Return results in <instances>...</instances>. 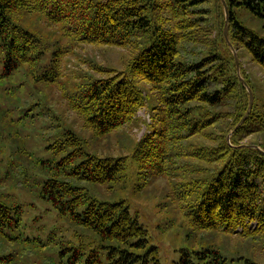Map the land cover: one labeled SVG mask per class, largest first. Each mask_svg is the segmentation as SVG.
Listing matches in <instances>:
<instances>
[{"label":"trees","instance_id":"obj_1","mask_svg":"<svg viewBox=\"0 0 264 264\" xmlns=\"http://www.w3.org/2000/svg\"><path fill=\"white\" fill-rule=\"evenodd\" d=\"M225 3L227 40L221 0H0V264H22L54 249L70 253L61 263L48 259L49 264H159L156 246L127 202L92 197L84 184L119 181L129 158L137 161V177L143 180L138 189L164 175L174 179L178 201H195L190 210L195 233L218 231L256 246L261 242L264 257V153L252 146L264 150V142H243L264 132V95L240 68L253 101L236 127L249 92L230 48L238 57L243 50L264 70V35L236 14L242 7L264 18V0ZM54 34L129 51L123 69L92 64L97 75H83L64 96L95 138L122 129L140 107H148V131L131 156L84 151L82 136L67 124L62 137L47 145L55 152L71 147L63 156L56 161L32 157L21 133L23 120L35 117L28 112L37 104L49 108L45 87L58 82L61 59L69 52ZM50 41L55 47L46 57ZM143 81L150 85L147 91ZM22 85L30 88L27 98ZM1 177L9 181L7 188ZM19 187L33 188L49 211L66 221L70 237L58 228L46 239L28 235L22 220L26 208L13 193ZM221 245L191 256L183 250L178 264L234 259L264 264L238 251L228 259Z\"/></svg>","mask_w":264,"mask_h":264},{"label":"rangeland","instance_id":"obj_2","mask_svg":"<svg viewBox=\"0 0 264 264\" xmlns=\"http://www.w3.org/2000/svg\"><path fill=\"white\" fill-rule=\"evenodd\" d=\"M236 14L243 24L260 35H264V18L253 16L242 7H236ZM54 28L55 26H52L53 30H55ZM54 39H57L58 44L65 46L69 52L61 59V76L58 82L53 83L50 88L45 87L49 104L55 110L50 109V105L48 108L44 103L37 104L31 107L28 112L35 114V117H26L24 118L26 120H23L26 127L21 128V133L26 136L25 145L32 157L56 161L63 156L71 147L55 152L47 145L62 137V132L67 124L82 136L81 147L84 151L113 156H131L135 142L148 131L147 125L151 119L148 107H140L136 116L122 129L107 136L95 138L89 129L83 127L81 118L68 107L67 99L64 96L65 91L80 81L83 75H97L92 64L123 69L129 58V51L118 46L78 44L64 37L60 38L58 34H54ZM46 46L45 54L48 57L55 45L50 41ZM240 52V57L237 56L239 72L242 68L257 86L260 96L264 95V70L250 58V55L243 50ZM240 77L242 76L240 75ZM141 85L145 91L150 87L144 81L141 82ZM23 86L20 88L23 89ZM22 91V96L27 98L30 88L26 87ZM25 107H28V104ZM56 114H59L60 119ZM250 140L264 142V132L245 137L243 142ZM127 164V169L119 181L105 184L84 182V184L92 197L106 201L123 199L127 202L131 214L136 215L140 223L147 229L149 243L156 246L159 264H178L183 250H187L191 256L194 251H200L205 246L217 247L220 244L222 245L218 248L228 259L236 258V251H238L240 254L249 257L253 255L255 258L264 260L261 242L256 246L243 237H226L218 231L195 233L192 225H195L197 220L195 215L190 212L193 209L191 205L195 201H190V197L181 201L176 199V189L170 183L174 179L169 180L164 175L158 176L152 178L142 189H138L137 185L143 180H139L137 177V161L134 158H129ZM2 181L7 188L9 181L4 179ZM179 188L182 189V187H178V190ZM32 189L26 190L20 187L13 189L17 200L26 208L22 220L27 234L46 239L51 230L58 228L57 231L62 229L61 234L65 235L64 238H69L70 229L67 227L66 221L49 211L48 203L40 200ZM10 190L12 189L10 188ZM254 226L255 223H252L251 227ZM69 253L70 250H66L61 255L55 249L43 250L38 254L28 256L22 264H49L48 259L53 260L54 263H61L62 260H66V255ZM241 261L242 259H234L230 264H239Z\"/></svg>","mask_w":264,"mask_h":264},{"label":"water","instance_id":"obj_3","mask_svg":"<svg viewBox=\"0 0 264 264\" xmlns=\"http://www.w3.org/2000/svg\"><path fill=\"white\" fill-rule=\"evenodd\" d=\"M221 2H222V5H223L224 14H225V25H224L223 31H224L225 39L227 40V38H228L227 37V5L225 3V0H221ZM230 48H231L232 53H233V56H234V61H235V66H236L237 74L240 77V74H239V65H238V57H237L236 51H235V49L231 45H230ZM240 79L245 84L244 79L242 77H240ZM245 86H246V84H245ZM246 88H247V90L249 92L247 109H246L244 115L242 116V118L240 119V121L237 123L236 127L243 122V120L246 118V116L248 115V113H249V111L251 109V105H252V101H253V95H252L251 89L248 86H246ZM229 135H230V133L226 136L227 140L229 139ZM252 146L254 148H257L260 152L264 153V150H262L258 145H252Z\"/></svg>","mask_w":264,"mask_h":264}]
</instances>
